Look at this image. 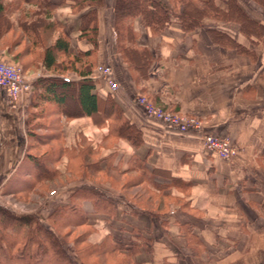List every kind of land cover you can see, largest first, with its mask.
I'll use <instances>...</instances> for the list:
<instances>
[{"label": "crops", "instance_id": "1", "mask_svg": "<svg viewBox=\"0 0 264 264\" xmlns=\"http://www.w3.org/2000/svg\"><path fill=\"white\" fill-rule=\"evenodd\" d=\"M50 1L57 4L51 20L68 37L69 51L91 47L77 40L80 12H73L69 3ZM239 1L264 24L263 7ZM113 4L102 0L98 9L93 60L111 66L119 86L111 96L140 130L141 143L133 145L117 135L106 118L82 114L77 100L69 99V107L63 108L52 104L47 110L43 103L46 118L55 116L38 124L45 133L36 131L45 135L37 146L49 144L48 150L59 148L62 153L53 160L34 152L38 147L28 132V114L35 79L50 75L41 64L38 75L25 77L28 88L19 102H11L0 87V206L26 215L8 198L26 199L37 188H27L17 178H30L32 163L26 155L31 153L38 157V167L51 170L46 181L60 177L65 183L38 200L27 215L59 237L52 212L65 205L77 208L82 218L70 222L84 229L80 234L85 242L97 246L81 259L72 240L63 242L77 264H264V37L252 46L233 24L211 19L192 32L171 23L152 34L137 18L134 45L145 50L141 62L146 67L136 71L116 49ZM20 13L12 10L9 17L16 22ZM208 27L226 31L253 54L211 44ZM71 77L80 79L74 72ZM90 77L104 96L107 85L94 71ZM140 94L157 106L198 119L204 132L228 137L239 150L236 157L220 158L202 146L197 132L180 133L147 117L135 103ZM92 173L134 177L131 182L145 184L160 199L146 208L109 181L90 179ZM86 192L110 203L108 209L95 212Z\"/></svg>", "mask_w": 264, "mask_h": 264}, {"label": "trees", "instance_id": "2", "mask_svg": "<svg viewBox=\"0 0 264 264\" xmlns=\"http://www.w3.org/2000/svg\"><path fill=\"white\" fill-rule=\"evenodd\" d=\"M250 1L264 8V0ZM60 3H69L73 12H80L77 40L90 44L91 47L84 50L78 48L74 53L69 51L68 37L63 33L61 26L51 20L56 3L50 0H11L8 4L0 0V41L9 40L8 35L15 30L22 31L19 37H14L8 45H5L6 49L0 52L1 55H8L17 60L18 54L11 55L9 50L13 44L26 39L30 44L29 49L32 50L34 46L43 43V33L46 37L45 33L49 30L50 34L52 30L59 29L54 42L43 48L41 64L47 71L56 70L62 76L49 75L35 79L36 92L31 106L33 110L28 114V132L34 137L36 142L34 146L38 147L37 144L45 141V135L36 133L38 124H32L33 119H45L47 113L42 104H56L59 108H63L68 98L77 100L82 114L106 118L117 135L127 138L133 145H139L142 141L141 132L124 116L111 96L112 91L108 90L104 96L101 95L95 88L94 79L90 77L97 65L94 64L93 55L99 41L98 9L102 5V0H60ZM25 5H32L35 8L25 9ZM12 10L21 12L16 22L9 17ZM112 10L116 49L136 71L146 67L141 62L145 57V50L138 49L134 45L138 33L133 30V21L137 18L152 34H158L171 23H177L185 33L192 32L203 25L204 19H211L224 24H233L237 32L252 46L258 44L264 37V24L252 18L239 0H168V2L114 0ZM205 32L211 44L233 48L240 53L253 54V50L241 45L242 43L226 31L208 27L205 28ZM59 55L68 59L65 67L58 61ZM63 71L74 72L80 79L76 81L66 78L62 74ZM58 149L56 148L55 152L47 150L45 152L47 156H44L54 160L62 153ZM26 159L32 163V169L29 170L30 178L21 176L17 178L20 184L33 189L46 181L51 170L38 167V157L31 153L26 155ZM86 194L92 200L95 212L108 209L110 203L93 192ZM63 218L68 220V224L60 223ZM69 218L72 220L82 218L78 215V209L71 205L57 207L50 216L54 226L75 227L73 224L75 221L72 223ZM187 240L190 242L194 240L190 230L187 233ZM72 241L76 246L75 254L81 259L85 254L97 249V246L85 242L81 234L77 240ZM79 241L83 242L82 247L79 246ZM13 260L19 261L20 264H77L63 246L60 235L57 237L50 229L37 223L32 215H13L0 206V264H7Z\"/></svg>", "mask_w": 264, "mask_h": 264}, {"label": "rangeland", "instance_id": "3", "mask_svg": "<svg viewBox=\"0 0 264 264\" xmlns=\"http://www.w3.org/2000/svg\"><path fill=\"white\" fill-rule=\"evenodd\" d=\"M35 7L32 5H25V9H34ZM50 31V30H49ZM49 31L45 33L46 37L44 36V33L42 34V44L36 45L32 48V50L29 49L30 44H28V41L24 39L21 42H18L17 44H13L12 47L9 49L11 52V55H17V60L12 59L10 56L5 57L14 63L18 64L21 67V74L22 77L25 79V77L31 76L33 73L35 75H38L39 72V66L41 65V53L43 51V48L52 44L54 40L57 38L58 33L56 31H51L49 34ZM22 34V31L15 30V32L10 33L8 35L9 40L0 41V52L4 51L6 49L5 45L9 44V41L13 40L14 37H19V35ZM47 34H49L47 36ZM4 43V44H3ZM7 43V44H6ZM3 56V55H1ZM58 61L63 63L65 67L66 62H68V59H66L65 56L59 55ZM48 73L52 76H62L61 74H58L56 70L48 71ZM73 72L71 71H63V76L65 75L68 78H72L71 74ZM68 90V89H66ZM148 99V98H147ZM149 100V99H148ZM69 98L66 100L65 105L67 104V107H69ZM150 101V100H149ZM151 102V101H150ZM152 103V102H151ZM46 106V109H53V105L50 103H44ZM169 110V109H168ZM54 114H49V116L45 119H48L49 121L54 118ZM45 119H33L32 124H40L45 121ZM36 124V125H37ZM37 132H46V129L38 128L36 129ZM51 145L49 144H43L41 146H38L37 149L34 150V152H37L38 154L45 153L48 148H50ZM112 175L102 176L97 173H92L90 175V179L96 180V181H109L113 187H116L126 193L128 197L131 199L137 201L142 206L146 208H153L155 206V203L159 201L160 197L150 192L145 186V184L137 183V182H131L132 178L128 175H116L115 173H111ZM64 180H62L60 177L57 179H51L47 180L45 182H42L37 186V188L34 191H31L30 194L26 199H16V198H8L9 203L14 206L16 209L20 210L23 214H28L32 209L35 208L36 202L39 200H43L47 195L54 193V188L61 187L64 185ZM56 229L62 237L63 242L71 241V240H77L80 233L84 230L81 227H62L60 225H55ZM79 246H83V242H78Z\"/></svg>", "mask_w": 264, "mask_h": 264}, {"label": "built area", "instance_id": "4", "mask_svg": "<svg viewBox=\"0 0 264 264\" xmlns=\"http://www.w3.org/2000/svg\"><path fill=\"white\" fill-rule=\"evenodd\" d=\"M94 73L97 76L96 78H100L110 91L113 92L118 89L119 86L112 76V68L109 64H97ZM0 87L5 89L11 102H19L22 93L28 88L26 80L22 77L21 67L1 55ZM135 103L147 117L159 121L177 132H197L202 146L220 158H235L239 152L228 137L204 132L201 122L194 117L157 106L141 94L136 96Z\"/></svg>", "mask_w": 264, "mask_h": 264}]
</instances>
